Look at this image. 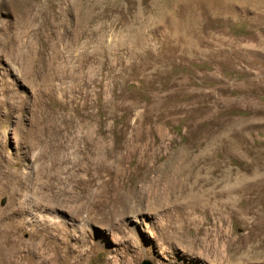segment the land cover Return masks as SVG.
Masks as SVG:
<instances>
[{
	"label": "rangeland",
	"instance_id": "374dc122",
	"mask_svg": "<svg viewBox=\"0 0 264 264\" xmlns=\"http://www.w3.org/2000/svg\"><path fill=\"white\" fill-rule=\"evenodd\" d=\"M231 1L0 0V264H264V0Z\"/></svg>",
	"mask_w": 264,
	"mask_h": 264
},
{
	"label": "bare ground",
	"instance_id": "6f19581e",
	"mask_svg": "<svg viewBox=\"0 0 264 264\" xmlns=\"http://www.w3.org/2000/svg\"><path fill=\"white\" fill-rule=\"evenodd\" d=\"M178 1V0H177ZM229 1V0H228ZM232 1H234V0H232ZM232 1H231V3H232ZM236 1V0H235ZM257 1V0H256ZM259 1V0H258ZM248 2V1H247ZM262 2V1H261ZM230 3V2H229ZM237 3V2H236ZM252 3V2H251ZM258 2H256L255 4H257ZM226 4V3H225ZM232 4H234V3H232ZM232 4H228V5H232ZM239 4V3H238ZM238 4H236V5H238ZM254 4V3H253ZM253 4H251L252 6H253ZM259 5H261V4H259ZM262 5H263V3H262ZM261 5V6H262ZM255 6V5H254ZM261 6H259V7H261ZM258 7V8H259ZM263 7V6H262ZM255 8H257V7H255ZM264 8V7H263ZM188 25V24H187ZM187 30V29H186ZM190 30V29H189ZM264 44V43H263ZM264 164V163H263ZM251 166V165H250ZM263 166V165H262ZM243 168V167H242ZM246 169V168H245ZM169 170V169H168ZM234 170V169H233ZM182 171V170H181ZM227 171V170H226ZM243 171V170H242ZM166 173H167V171H165ZM165 172H163V173H165ZM183 172V171H182ZM227 172H229V169H228V171ZM236 172V171H235ZM231 174V173H230ZM243 174V173H242ZM241 174V175H242ZM227 175V174H226ZM229 175V174H228ZM234 175L236 176V173H234ZM240 175V176H241ZM245 175V174H244ZM240 176H239V178H240ZM227 177V176H226ZM238 177V176H237ZM241 177H243V175L241 176ZM245 177V176H244ZM237 179V178H236ZM242 179V178H241ZM242 180H244V179H242ZM240 181V180H239ZM238 181V182H239ZM242 182V181H241ZM260 183H261V185L260 186H258V185H256V184H253V186H251V187H246L245 189H244V193L243 194H246V195H254V193L256 192L258 195H259V202H260V207H261V211H262V214H263V226H264V168H263V171H262V173H261V181H260ZM182 187V186H181ZM231 187V186H230ZM253 187H255L256 189H253ZM233 189V188H232ZM230 190V189H229ZM234 190H235V187H234ZM234 190H233V192H234ZM237 191L239 192V190L237 189ZM228 192V191H227ZM230 193V192H229ZM256 196V195H255ZM248 199V198H247ZM249 201L251 200V198L250 199H248ZM252 200H254V199H252ZM253 205V204H252ZM257 206V205H256ZM257 209V208H256ZM250 210V209H249ZM260 210V209H259ZM1 224V223H0ZM14 232H16V228L14 227H11V225H3V224H1L0 225V255L1 254H4V252H6V250L8 249V250H11L12 248H14L15 246H12V245H15L14 244V242H13V240H12V238H11V234L12 233H14ZM13 235V234H12ZM194 242V241H193ZM9 252V251H8Z\"/></svg>",
	"mask_w": 264,
	"mask_h": 264
},
{
	"label": "water",
	"instance_id": "95a60500",
	"mask_svg": "<svg viewBox=\"0 0 264 264\" xmlns=\"http://www.w3.org/2000/svg\"><path fill=\"white\" fill-rule=\"evenodd\" d=\"M142 264H150V263L145 261V262H143Z\"/></svg>",
	"mask_w": 264,
	"mask_h": 264
}]
</instances>
